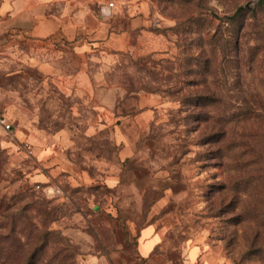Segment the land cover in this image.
<instances>
[{"label": "rangeland", "instance_id": "1", "mask_svg": "<svg viewBox=\"0 0 264 264\" xmlns=\"http://www.w3.org/2000/svg\"><path fill=\"white\" fill-rule=\"evenodd\" d=\"M261 1L121 0L130 49L73 82L78 59L57 79L0 43V113L33 151L0 128V264H264Z\"/></svg>", "mask_w": 264, "mask_h": 264}, {"label": "crops", "instance_id": "2", "mask_svg": "<svg viewBox=\"0 0 264 264\" xmlns=\"http://www.w3.org/2000/svg\"><path fill=\"white\" fill-rule=\"evenodd\" d=\"M113 1L115 10L114 3L108 7L107 0H0V43L25 42L34 47L30 55L35 56L44 75L68 82L85 79L87 62L100 65L106 53L130 49L121 0ZM134 16L127 18L130 31L139 27ZM71 58L78 59L82 68L61 78L60 66ZM138 241L140 257L150 258L161 245V233L148 226L141 230ZM184 255L183 264H220L215 256L199 249L192 255L186 250Z\"/></svg>", "mask_w": 264, "mask_h": 264}, {"label": "built area", "instance_id": "3", "mask_svg": "<svg viewBox=\"0 0 264 264\" xmlns=\"http://www.w3.org/2000/svg\"><path fill=\"white\" fill-rule=\"evenodd\" d=\"M112 4L109 3L108 7H111ZM0 128L3 131L4 135L9 139L10 142L16 143V148L18 151L24 152L28 156L33 155V151H31V147L26 142H18L16 137L14 136V127L9 123L6 115L4 113H0ZM39 187L37 186V189ZM53 191L59 193L60 190L58 187H53Z\"/></svg>", "mask_w": 264, "mask_h": 264}, {"label": "trees", "instance_id": "4", "mask_svg": "<svg viewBox=\"0 0 264 264\" xmlns=\"http://www.w3.org/2000/svg\"><path fill=\"white\" fill-rule=\"evenodd\" d=\"M263 1L264 0H262L261 1V3L259 4V6H264L262 3H263ZM240 12V10H238L236 13H234L231 17H229V18H226L227 19V21H233L236 17H237V14ZM259 99L258 98H253L252 100H251V103H252V105L254 106V107H256L255 108V110H253L250 114H253L254 113V116H260L261 115V113H264V112H260L261 111V107H262V105H260L259 104Z\"/></svg>", "mask_w": 264, "mask_h": 264}, {"label": "bare ground", "instance_id": "5", "mask_svg": "<svg viewBox=\"0 0 264 264\" xmlns=\"http://www.w3.org/2000/svg\"><path fill=\"white\" fill-rule=\"evenodd\" d=\"M35 156V155H34Z\"/></svg>", "mask_w": 264, "mask_h": 264}]
</instances>
